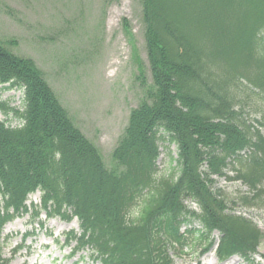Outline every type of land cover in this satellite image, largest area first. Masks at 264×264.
<instances>
[{
	"label": "trees",
	"instance_id": "1",
	"mask_svg": "<svg viewBox=\"0 0 264 264\" xmlns=\"http://www.w3.org/2000/svg\"><path fill=\"white\" fill-rule=\"evenodd\" d=\"M141 4L152 83L130 113L112 170L43 71L0 41V85L24 94L22 111L0 98V237L40 192L32 218L77 219L80 234L67 246L75 242L74 252L88 250L96 263L175 264L193 250L249 263L262 232L218 180L248 187L243 207L264 205V0ZM252 102L262 109L251 124ZM162 147L171 167L161 175ZM11 263L0 242V264Z\"/></svg>",
	"mask_w": 264,
	"mask_h": 264
},
{
	"label": "rangeland",
	"instance_id": "2",
	"mask_svg": "<svg viewBox=\"0 0 264 264\" xmlns=\"http://www.w3.org/2000/svg\"><path fill=\"white\" fill-rule=\"evenodd\" d=\"M0 41L36 63L74 124L98 148L105 166L116 168L114 149L130 113L152 83L141 0H0ZM0 98L13 109L23 110L22 90H4L0 85ZM261 106L246 105L251 124L260 118ZM0 120L7 118L0 116ZM8 120L12 127L20 124L13 116ZM161 150L162 175L171 164L168 151ZM170 150L176 158L175 146ZM218 188L237 201V211L261 230L258 254L249 263L240 257L221 263L215 252L201 256L193 250L175 258V264H264V205L243 207L240 199L249 195V189L241 182L220 179ZM27 205L30 213L7 224L0 237L4 258L12 259L11 264H97L90 251L74 255L76 243L67 246L70 234L80 233L76 219H48L41 212L34 220L40 192L30 195ZM214 238L218 241L219 234Z\"/></svg>",
	"mask_w": 264,
	"mask_h": 264
}]
</instances>
